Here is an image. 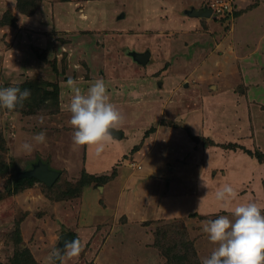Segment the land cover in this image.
I'll return each instance as SVG.
<instances>
[{"label":"rangeland","instance_id":"rangeland-1","mask_svg":"<svg viewBox=\"0 0 264 264\" xmlns=\"http://www.w3.org/2000/svg\"><path fill=\"white\" fill-rule=\"evenodd\" d=\"M241 1L250 3L249 0ZM260 1L259 6L244 11L240 17L234 13L226 18L209 17L207 23L202 19L204 21L197 25L202 31L200 35L193 33V38L190 35L176 38L174 34L167 45L162 37H155L146 28L162 26V20L155 15L159 0H151L152 3L147 0H91L88 4L86 0H0V88L14 86L16 82L22 81L19 84L21 90L31 91L23 107L18 105L12 111L0 107V264H45L53 247H60L57 237L63 232H70L75 238L87 241L80 256L67 259L66 264H201L218 246L209 240L203 225L217 215H229L232 218L230 212L222 210L223 207L214 211L201 210L199 205L202 203L196 200H204L202 192L215 190L214 182H219L220 187L227 183L238 192L235 202H256L264 206V69L258 68L255 59L260 63H264V60L260 59L258 51L250 55L248 52L253 48L255 38L257 40L264 35V0ZM190 18L193 22H199L198 16L192 15ZM152 36L154 43L146 45ZM183 38L190 43L185 46ZM210 39L216 42L227 39L234 53L225 52L227 59H221V63H224L222 68L204 58L202 65L195 66L197 79L190 80V77L187 86L182 85L181 76L187 74L189 77L195 63L207 50L220 53L221 48L215 47ZM164 45L169 48L168 52L166 50L162 54ZM134 47H149L152 50V59L149 60L156 64L150 61L148 67L155 70L162 66L159 65L161 58L158 56L165 58L169 51V58H172L184 53V48L189 47L191 53L196 47L193 57L197 59L192 58L183 64L178 58L171 66L169 63L163 64V68H171L167 75L163 72L159 74L160 70L148 71L132 59L129 52ZM240 53L248 54L244 61L249 64L242 72L244 81L238 72L242 64L241 57L236 55ZM203 70V77H200L199 71ZM217 72L225 76L221 85L224 90L240 82L235 96L220 90L213 91L217 82L207 78ZM68 77L76 80L77 86L81 90L84 88L82 91L85 92L95 80L103 79L110 98L120 105L129 103L127 107L115 105L124 116L123 122L129 120L126 128L142 125L143 138L153 129V125H159L158 122L173 121L172 118L179 114L178 109H174L175 105L185 110L194 103L191 100L196 101L201 97L207 105L211 100L213 116L221 118L222 124L219 130L213 131V135H207L206 145L198 142L200 144L190 149V155L195 160L198 158L196 162L199 163L207 159L209 153L215 159L209 165L214 166L215 156L242 155L244 159L236 161L239 169L235 175L227 172L229 163H232L231 156L228 162L226 158L225 163H217L223 166L225 174L217 171L216 167H205L204 179L215 180L207 184L211 186L206 188L198 176L197 189L194 184L187 189L174 187L172 185L177 183L176 177L159 174L151 184L139 186H149L153 192L161 193L163 202L171 200V197L180 199V207L185 208L169 213L162 211V215L154 218L146 212L139 216L115 212V194L112 192L111 200L107 197L111 188L104 192L95 180L87 181L89 176L82 173L77 178L75 176L77 166L82 162L84 147L74 145V129L69 123L71 114L64 110V105L70 102L72 96V91L66 87ZM44 82L58 85L57 103L51 95L42 99ZM169 83L172 85L171 90L170 87H164ZM174 89H177L178 94L185 92L181 105L177 98L175 100ZM241 89L242 92L247 91V95ZM229 102H233L231 105L234 106L227 105ZM204 110L206 112L208 106ZM40 115L45 117L43 125L38 123ZM41 131L46 132L45 144H37L33 139ZM177 133L178 140L175 141V137L170 135L168 141H164L166 145L155 139V134L149 145L155 146L156 143L159 151L185 145V140ZM190 138L194 139L193 136ZM133 139L142 143L145 138L140 140L136 134L125 133L119 141L123 145ZM25 142L33 145L31 154L22 149ZM232 142L238 144L230 147ZM106 145L108 153L113 155L117 151L118 145ZM133 150H129L123 158L129 162L123 161L130 164L128 166L134 172L141 164L143 168V162L134 156L136 152ZM107 155L97 165L106 163ZM38 159L59 170L56 180L47 185L37 179L13 191V180L19 177L18 170L31 168ZM80 177H84L87 181L85 184L94 188L86 189L84 200L82 187L85 184L78 181ZM92 192L95 193L94 200L90 199ZM83 202L88 218L101 215L102 219L97 220L95 217L83 223L78 215V208ZM151 203L154 204L152 201L143 202L144 208L150 209L147 205ZM106 206L116 214L110 212L109 216Z\"/></svg>","mask_w":264,"mask_h":264},{"label":"crops","instance_id":"crops-1","mask_svg":"<svg viewBox=\"0 0 264 264\" xmlns=\"http://www.w3.org/2000/svg\"><path fill=\"white\" fill-rule=\"evenodd\" d=\"M91 0H86L87 4L88 2L90 3ZM150 1L151 0H147ZM157 1V0H154ZM206 0H159V6H158V10L156 11L155 8H153L156 11V16L162 20V26H156V29H150L149 27H146L149 31V33L153 34L155 37L160 38L162 37L163 42H165L167 45H169V43H171V38L172 36L175 34V36H177L176 38L179 37H184L187 36L189 37V35L191 36V34H198L200 35L202 33V31L199 29V26H197L200 21H204L207 23V21L209 20V17H199V22H193V19L190 18V16L188 14V11L193 9V8H199L201 6H203L204 2ZM250 3H248L247 1H241V0H237V5L239 9V13L237 14L238 17L243 15L244 11L247 10H252L255 9L257 6L260 5V0H249ZM152 3V2H151ZM248 3V4H247ZM188 16V19L187 17ZM78 18V15H77ZM204 19V20H202ZM168 20V21H167ZM65 24L67 23L66 20H64ZM77 21V20H76ZM193 29V30H190ZM131 30V29H129ZM231 30V29H230ZM154 36H152L149 39L148 43H145L146 45H151V43H154ZM191 38H193L191 36ZM183 43L184 45H188L190 42L186 39L183 38ZM187 40V41H185ZM211 41V39H210ZM208 42L210 44V47H212L211 42L214 43L215 47H219L221 48L220 53H215L212 52L211 50H207V52L205 53V55H203V57L199 62L195 63L194 68L191 71V75H189V77H187L186 75H182L180 81L182 80L184 84V86H187V81L189 80V78L191 77L190 80H193L195 77V79H197L198 74H196V72H198L195 68V66H197L198 64H203V62H205V59L207 58V61L209 59L212 60L215 64L224 66V63L222 64L221 62H223L221 59L224 58L223 60L226 61V56H225V52H229V53H234V48H231V45L229 43V41L227 39H219V43H217L215 40H212L211 42ZM142 42V41H141ZM157 42V41H155ZM262 42H264V35L258 37V39L256 40L255 38V42L253 44V48L251 50H249L248 52L249 55L251 53H254V51H258L260 52V59L262 58V60H264V48L262 47ZM241 44V43H240ZM239 44V45H240ZM239 45H237L239 47ZM155 46H157L155 44ZM173 46V45H172ZM164 49H161V51L163 52L162 54L166 53V50L169 48V46L164 45L163 46ZM177 47V46H176ZM144 48V47H143ZM143 48H135L132 51H138V52H143L145 50H148L150 52V55L148 57V60L145 64H141L140 62H137L135 59V62L140 64L141 67H145L148 71H154L155 69L148 67V63L151 61L149 60L152 57V50L149 49V47H147V49H143ZM146 48V47H145ZM189 47L182 49V51L184 53H182L181 55H177V56H173L172 58H169L171 52L169 51L168 56H164L165 58H162L161 56H158L161 58V61L159 64L160 66L163 64H168L169 66L172 65V62H174L175 60H177L178 58L181 59L180 61L184 64L186 61L188 60H192V58L195 60L197 59V57H193V53L194 51H196V47L193 48V51L190 53L189 52ZM229 48V49H228ZM180 48H177V50ZM256 49V50H255ZM203 50V49H202ZM236 50V49H235ZM130 51L129 53L131 54ZM181 51V50H179ZM168 52V50H167ZM224 52V53H223ZM188 53V54H187ZM237 53V52H236ZM190 54V56H189ZM176 55V54H175ZM237 57H241V68L238 67V72L240 73L241 79L243 80V75L242 72H245V69L247 68V65L249 64L248 61H244V59L247 58L248 54H244L240 55L237 54ZM244 56V57H243ZM205 58V59H204ZM152 59V58H151ZM158 59V58H155ZM193 60V61H195ZM153 61V60H152ZM151 61V62H152ZM155 63V61H153ZM189 62V61H188ZM187 63V62H186ZM255 63L258 66L259 69L263 70L264 69V63H260V61H257L255 59ZM156 64V63H155ZM243 64H246V66H243ZM159 66V67H160ZM161 66V67H162ZM160 67V68H161ZM156 68V67H155ZM155 70V71H159L161 74L163 72V74H166L168 72L171 71V68H161V69ZM243 70V71H242ZM205 70L203 71H199V75L200 77H203V73ZM212 74V72L210 73ZM214 74V73H213ZM231 75V74H230ZM220 76H222V79L220 78ZM223 77H225L221 72H217L214 75H209L207 80H213L217 82V86H215L214 90H220V91H224L225 94H230L233 96H235L236 94L234 93L236 91L237 85H240V82L236 83L234 86H230V88H228L227 90H224V88L221 86L223 85L222 80ZM220 80V83L219 81ZM162 83V81H161ZM189 83V82H188ZM219 83V85H218ZM244 85H246L244 82L242 83ZM238 85V86H239ZM171 84L169 83L168 86H164L169 88V90H171ZM241 86V85H240ZM239 86V88H240ZM177 87V85L175 86ZM243 89V88H242ZM242 89L240 90L242 92ZM245 90H247L246 88H244ZM82 90H84V88H82ZM175 90V100L176 98L178 99V104L181 105V101L183 99V95H185V92L183 93H179L177 89ZM207 94H210V92L208 90H206ZM243 94L247 95V91L242 92ZM235 94V95H234ZM181 99V100H180ZM192 99V98H190ZM233 100V98H232ZM192 101V105L188 108H185V110L180 109L182 108L181 106H177L175 105L174 109H178L179 114H176L172 120L173 121H165L163 122H158L159 125H153V129L151 130L150 127L148 129H150L151 131L148 133V135H146L143 138V134H142V130L141 128L143 127L142 125L137 126L136 127H130V128H126L128 126V124L126 122H129V120L122 122L121 125H119L118 129L120 131V136H114L112 135V139L108 142H106L105 144L109 143L110 147L116 146L118 145V147H116L117 151L113 153V155L111 154V152L108 153V146H105L104 151L97 156L95 154L94 148L93 146H83L84 150H83V154H82V162L80 163V165L77 166V174L75 175L76 178L79 174L82 173V171L97 176V175H101L104 174L106 175V178L104 180H101V182H97L98 180L96 179H91L93 182L94 180L96 181V183H99V185H97L98 187L101 188V190L103 189L104 192L107 191V189H110V192L108 191L107 197L109 198V200H111V195L112 192L115 198V206H114V211L115 212H122L124 214H129L130 216L135 215V216H139L140 213L142 212H146V214L150 215L152 214V218L154 217H159L160 215H162V211H164L163 213H169L171 211H178V208H181L180 206L182 204H180V199L174 200L173 197H171L172 199L166 202H163V198L161 193H157V191L153 192V189L151 190V188L149 186H144L140 187L142 185L145 184H151L152 181H155V176H159V174L162 176H169L171 178L176 177V181L177 183H174L172 186L174 187H178L180 188L182 186V188H186L190 187V185H195V189H197L198 184H197V179L198 176H200V180L202 181V183H213L215 179H213L212 181L210 180H206L204 179V173L205 170L204 168H209L212 169L213 167H216L215 169L217 171H222L223 173L225 172V170L223 169V166H221L220 164L217 163H225L226 158H227V162L230 160L228 157L231 156L232 159V163H229L228 165V169L227 172H230V174L235 175V173L237 172V170L239 169L237 166L238 162H236L237 160H242L244 159V157L242 155H229L227 154V156H223V158L219 157V156H215L216 158V165H209V163H212L215 161V159L209 155V153L207 154L208 157L207 159H205L204 161H201L199 163L196 162V159L194 157H191L192 155H190V149L193 150L194 147H196V145L200 144L198 142H201L202 145H206L207 143V135H213V131L214 130H219L220 125L222 124V119H218V118H214L213 116V110L210 109V106L212 105L210 102L211 100H209V105L206 104V101L204 103V101L201 99L199 100H191ZM111 102L114 103V105L116 106H126L129 105V103H121L122 105H120V103H116L113 98H111ZM233 102H235V99L233 100ZM233 102H229L227 103V105H231L233 104ZM248 104V103H246ZM208 106V110L205 112V108H207ZM234 105H231V107H233ZM127 107V106H126ZM211 110V112H210ZM211 113V114H210ZM208 120V125H207V120ZM206 120V121H205ZM213 125V126H212ZM213 128H211V127ZM216 129H215V127ZM140 127V128H139ZM155 128V129H154ZM168 128V129H167ZM172 128L174 131L176 132H171ZM125 129V130H124ZM144 129V128H142ZM209 129H212L211 131H209ZM133 130V131H131ZM196 130V131H194ZM198 130V131H197ZM183 131V132H181ZM180 134V137L182 140H185L184 142L186 143L185 145H180V147H177L176 149L173 150H157V145L155 143V146L149 145L152 142L151 138L156 134V138L158 141H160L161 143H164V141H168L167 138L171 135V137H175V141L178 140V133ZM125 133H128V135H134L136 134V137L142 140L139 142H135V139L127 142L126 144H123L119 141V139H122L125 136ZM146 134V133H145ZM161 134V135H160ZM194 135H196L197 137H195ZM194 137L190 138V137ZM188 137V138H187ZM196 142V143H195ZM140 143V144H137ZM228 143V142H227ZM234 143V142H232ZM238 143V142H236ZM222 142L220 143V145L222 146ZM75 145V144H74ZM135 145V146H134ZM138 145V146H136ZM163 145H166L165 143ZM123 146V147H122ZM140 147V148H139ZM206 147V146H204ZM136 148H138L136 151H134ZM156 148V149H154ZM134 149V150H133ZM134 151L136 153H134L135 157H138L141 159V162H143V168H142V164L140 165V167L138 169H136L134 172L131 170L132 168H129L130 164H126L125 161H127V159H123L124 156L128 153V151ZM107 155L106 157V163L101 164V165H97L98 162H100V160H102V157H104L105 159V155ZM93 155V156H91ZM112 155V160H110V156ZM244 155V154H243ZM205 156V153H204ZM234 156V157H233ZM246 156V155H245ZM204 158V157H203ZM125 160V161H123ZM105 162V160H103ZM129 162V161H127ZM167 162H170L169 164H167ZM202 162V164H201ZM136 164V163H135ZM199 166H198V165ZM228 164V163H227ZM138 165V164H137ZM209 170V169H208ZM207 170V171H208ZM199 172L200 175L197 173ZM214 172V171H213ZM226 172V173H227ZM195 173V174H194ZM209 174V171L207 172ZM196 176L194 177L193 176ZM225 174V173H224ZM75 179V178H74ZM77 180V179H76ZM85 184V183H84ZM140 185V186H139ZM211 185L207 186L210 187ZM215 186V190L209 189L208 193H206L205 191L202 192V197L205 196L203 199L204 200H196L199 201V203H204L203 205L200 204L199 207L201 206L203 211H211V210H216L220 207H225V205L223 204V202L216 200L215 198V192L218 188H220V184L219 182H214ZM97 187V188H98ZM91 188L94 190L93 186H88V184H85L82 187V199L84 200V194L86 189ZM160 192V191H159ZM181 192V191H180ZM198 194V192H196ZM157 194V195H156ZM207 194V195H206ZM91 200H94L95 197V193H91ZM98 197V196H97ZM146 201H152L154 202L151 203L150 205V209L146 210L144 208L143 202ZM239 201V202H238ZM238 201H232L231 203H229L228 205H226L227 208H234L236 206V204H241V200ZM165 204H163V203ZM233 203V204H232ZM164 205V206H163ZM233 205V206H232ZM101 206V204H100ZM197 206V205H196ZM102 207V206H101ZM107 208V213L109 214V216H111L110 212L116 214L113 210H109L108 207ZM185 207L182 206L181 209H183ZM132 209V211H131ZM131 211V212H130ZM86 206L83 204H81L78 208V215L80 216V219L82 220L83 223H87L88 221H92V219H95V217L97 218V220H101L102 217L101 215L99 216H90L88 218V215L86 214ZM157 215H155V214ZM85 214V217L84 215ZM155 215V216H153ZM116 216V215H115ZM91 223V222H90ZM94 223V222H93ZM95 224V223H94Z\"/></svg>","mask_w":264,"mask_h":264},{"label":"clouds","instance_id":"clouds-1","mask_svg":"<svg viewBox=\"0 0 264 264\" xmlns=\"http://www.w3.org/2000/svg\"><path fill=\"white\" fill-rule=\"evenodd\" d=\"M20 83L22 81L16 82L14 86L0 88V107L9 111L18 105L23 107L31 91L21 90ZM66 87L72 91L70 102L64 105V110L71 114L69 123L74 129L72 141L77 146H95V154L99 156L105 149V143L113 137L110 129H118L124 116L111 102L103 79L95 80L85 92L77 86L76 80L68 77ZM44 122V115H40L38 123L43 125ZM33 139L37 144H45L46 132L35 134ZM21 147L27 154L33 151L31 143L25 142ZM202 186L207 188L204 182ZM237 196L236 189L227 183L216 190V200L223 202L225 207L222 210L230 212L232 218L229 215H217L203 225L209 240L218 246L201 264H264V206L247 202L227 208L226 205L236 200ZM60 239L61 236H58L57 241ZM86 243L77 238L64 240L62 248L53 247L45 264H57V261L66 264L67 259L78 258Z\"/></svg>","mask_w":264,"mask_h":264},{"label":"water","instance_id":"water-1","mask_svg":"<svg viewBox=\"0 0 264 264\" xmlns=\"http://www.w3.org/2000/svg\"><path fill=\"white\" fill-rule=\"evenodd\" d=\"M210 9L206 8L205 5L199 7V8H193L188 11L189 15L193 16H200V17H210ZM123 15V13H121ZM150 55V52L148 50H145L143 52L138 51H132L131 56L133 59H135L137 62H140L141 64H145L148 60V57ZM110 133L114 136H120L119 130H113L110 129ZM60 172L59 170L52 168L49 166V164L45 161H42L41 159H38L35 164L29 169L25 170H18L17 175L18 176H27V177H35L47 185H51L52 182L56 180V178L59 176ZM59 236H61L60 241H58L60 247H63V241L64 240H71L75 239L72 233L70 232H63Z\"/></svg>","mask_w":264,"mask_h":264},{"label":"trees","instance_id":"trees-1","mask_svg":"<svg viewBox=\"0 0 264 264\" xmlns=\"http://www.w3.org/2000/svg\"><path fill=\"white\" fill-rule=\"evenodd\" d=\"M234 13L238 14L239 13V9H236L234 11ZM48 84H46V82H44L45 85H43V90L42 91V99H45L47 97V95H51V96H54L56 103H57V96H58V93H59V87L56 83H51V82H47ZM51 87H49V86ZM40 91V92H41ZM44 94V96H43ZM50 96V97H51ZM238 143L234 142V143H231L230 147L232 146H236ZM248 151L250 152V150L248 149ZM82 174H84L85 176H89V179L87 181H90V179H96L98 180V182H101V180H104L106 178V175L104 174H101V175H97V176H94V175H91V174H88V173H85V172H82ZM81 180L83 182H81V184L87 182L85 180V178L83 177H80L78 179V181ZM34 181H37V178L35 177H27V176H19V177H15L14 180H13V191H17L18 189H20L21 187H23L24 185L27 184H32Z\"/></svg>","mask_w":264,"mask_h":264},{"label":"built area","instance_id":"built-area-1","mask_svg":"<svg viewBox=\"0 0 264 264\" xmlns=\"http://www.w3.org/2000/svg\"><path fill=\"white\" fill-rule=\"evenodd\" d=\"M203 5L210 9V17L217 19L233 16L238 8L237 0H206Z\"/></svg>","mask_w":264,"mask_h":264}]
</instances>
